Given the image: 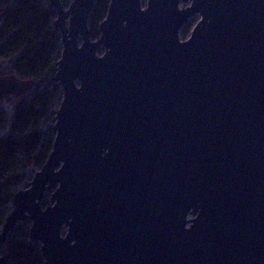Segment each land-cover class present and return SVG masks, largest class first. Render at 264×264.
Listing matches in <instances>:
<instances>
[{"label": "water", "instance_id": "water-1", "mask_svg": "<svg viewBox=\"0 0 264 264\" xmlns=\"http://www.w3.org/2000/svg\"><path fill=\"white\" fill-rule=\"evenodd\" d=\"M48 1L63 100L0 264L25 221L44 264H264V0H110L97 40L99 0Z\"/></svg>", "mask_w": 264, "mask_h": 264}, {"label": "trees", "instance_id": "trees-1", "mask_svg": "<svg viewBox=\"0 0 264 264\" xmlns=\"http://www.w3.org/2000/svg\"><path fill=\"white\" fill-rule=\"evenodd\" d=\"M109 5L110 0L96 3L89 21L93 40L99 37ZM55 20L48 0H0V75L33 86L12 105L16 96L0 90V232L17 193L11 187L28 170H41L53 149L55 135L49 127L63 100L61 86L52 81L63 50ZM22 225L12 232L2 255L8 264H44L40 246L29 240L30 230Z\"/></svg>", "mask_w": 264, "mask_h": 264}, {"label": "rangeland", "instance_id": "rangeland-1", "mask_svg": "<svg viewBox=\"0 0 264 264\" xmlns=\"http://www.w3.org/2000/svg\"><path fill=\"white\" fill-rule=\"evenodd\" d=\"M147 1L148 0H141V3H142V5H143V7L145 8L146 7V5H147ZM62 4H63V6H64V8L65 9H67L69 6H70V4H71V0H62ZM188 6V4H186V5H183V7H181L182 9L183 8H186ZM200 20V17L198 16V17H196L195 19H193L189 24H192V25H190V27H189V30H188V33L186 34V36H185V30H186V28H187V26H189V24L184 28V30L181 32V40L182 41H185L186 39H188L189 37H190V35H191V32H192V30H193V28L195 27V25L198 23V21ZM99 37H100V34H99ZM99 37L97 38V39H99ZM96 39V40H97ZM102 53V51H100V54ZM62 54V53H61ZM62 89V88H61ZM18 98L19 97H13L12 99H11V101H10V104L12 105V104H15L16 102H17V100H18ZM57 102H59V100H60V98L58 97L57 99ZM61 104V103H60ZM12 111V110H11ZM13 114V113H12ZM53 123V122H52ZM51 123V124H52ZM38 169V168H37ZM40 171V170H39ZM38 172V171H37ZM35 172L31 169V170H28L27 171V175H25V176H23L21 179H19L17 182H16V184L15 185H13L12 187H11V189H13L14 191H20V190H25V189H27V187H29V185H30V183L32 182V180H33V178H34V176H35ZM47 196H50V194H48ZM49 200H50V197L48 198V205L50 204V202H49ZM9 214H10V212H9ZM189 219H192V217H190ZM31 226H32V223L30 222V221H25V222H23V225H22V228H23V230H26V229H28V230H30L31 229ZM15 231V230H14ZM13 231V232H14ZM12 234V233H11ZM11 234H10V236H11ZM10 236H9V238H10ZM8 238V239H9ZM40 246V245H39Z\"/></svg>", "mask_w": 264, "mask_h": 264}]
</instances>
